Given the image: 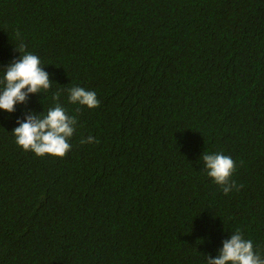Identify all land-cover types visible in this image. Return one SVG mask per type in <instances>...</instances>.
<instances>
[{"label":"trees","instance_id":"1","mask_svg":"<svg viewBox=\"0 0 264 264\" xmlns=\"http://www.w3.org/2000/svg\"><path fill=\"white\" fill-rule=\"evenodd\" d=\"M17 30L53 82L0 110V264H207L237 229L264 257V0H0V79ZM56 103L71 149L24 151L17 119Z\"/></svg>","mask_w":264,"mask_h":264},{"label":"clouds","instance_id":"2","mask_svg":"<svg viewBox=\"0 0 264 264\" xmlns=\"http://www.w3.org/2000/svg\"><path fill=\"white\" fill-rule=\"evenodd\" d=\"M17 44L15 50L19 57L14 59L5 69L0 79V110L13 113L18 104L27 103L30 94L47 92L51 88L52 80L49 73L41 66L40 58L28 52L19 30L15 33ZM68 102L89 109L97 108L100 101L94 91L80 86L67 89ZM61 93L53 94L58 101ZM79 111V109H77ZM42 113V112H41ZM29 111L23 119L18 118V126L12 130L16 144L24 151H31L38 157L51 155L63 158L71 149L70 138L75 132L77 119L67 113L66 109L56 103L46 114ZM84 143H99L89 136L80 141ZM204 168L213 182L219 185L225 195L233 189L239 191L242 185H237L232 179L236 171V162L223 153H204L202 155ZM207 264H264V257L254 250L252 240L246 239L237 229L230 238L223 240L222 247L215 258L207 257Z\"/></svg>","mask_w":264,"mask_h":264}]
</instances>
